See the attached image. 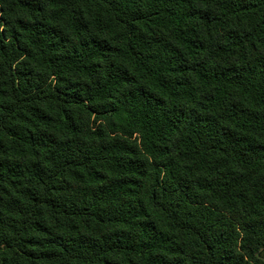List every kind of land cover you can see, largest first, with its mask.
<instances>
[{"label":"trees","instance_id":"16d2710c","mask_svg":"<svg viewBox=\"0 0 264 264\" xmlns=\"http://www.w3.org/2000/svg\"><path fill=\"white\" fill-rule=\"evenodd\" d=\"M0 264H264V0H0Z\"/></svg>","mask_w":264,"mask_h":264}]
</instances>
